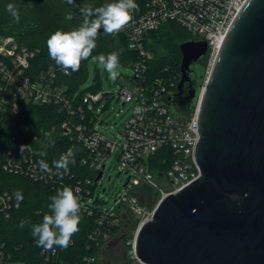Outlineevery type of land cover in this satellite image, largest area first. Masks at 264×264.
Instances as JSON below:
<instances>
[{
	"label": "built area",
	"instance_id": "1",
	"mask_svg": "<svg viewBox=\"0 0 264 264\" xmlns=\"http://www.w3.org/2000/svg\"><path fill=\"white\" fill-rule=\"evenodd\" d=\"M247 0H135L138 9L132 13V20L121 30L127 38V48L137 54L127 68L132 72L125 75L135 85L134 89H122L118 98L122 105L131 104V114L119 132V138L112 140L93 127L95 116L88 104H98L106 93L87 92L81 101L69 96L65 89L56 85L54 75L41 73L36 79L26 75L34 52L20 46L11 36H0V112L6 105L18 111V101L32 105H58L66 113L58 126H51L40 137L28 135L29 156L23 160L14 158V153L0 166L7 173L19 174L34 181L43 179L39 168L40 152L45 146L53 144L56 136L69 139L71 145L62 153L79 157L97 177L105 170L104 160L119 148L117 164L128 179L124 188L113 198L110 207L100 204L97 237H102L101 248L121 235V228L127 222L137 225L134 235L124 237L125 259L123 264H148L136 253V234L140 226L150 221L159 202L179 192L201 177V168L195 159V150L199 143L198 112L203 91L210 78L211 69L221 49L229 28L238 16ZM166 25H175L185 30L188 40L205 41L207 52L203 57L204 79L200 94L191 112L182 111L177 105L176 116L170 105L169 97L177 92L175 83L169 87L162 80L149 81L146 77L147 62L153 58V52L145 48L144 40L148 33ZM60 70L61 67L59 68ZM63 71V70H62ZM70 73V69L68 70ZM64 72V71H63ZM65 73V72H64ZM180 76V75H179ZM180 80V79H179ZM46 139L44 145L40 141ZM1 156V153H0ZM53 179L54 171L46 173ZM165 176L172 185L170 191L160 190L159 202L154 209L148 201L152 195L147 189L157 187L153 176ZM67 176V175H66ZM95 177V179H96ZM92 181L94 185L99 182ZM89 184L90 181L86 180ZM71 185L60 182L58 190ZM72 188V187H71ZM76 193L82 194L81 211L88 216L94 213L91 198L94 192L78 186ZM156 198V197H155ZM10 196L0 192V213L9 217ZM119 227L117 233L111 229ZM107 249V248H106ZM0 248V264H11ZM85 264H97V257H85Z\"/></svg>",
	"mask_w": 264,
	"mask_h": 264
},
{
	"label": "water",
	"instance_id": "2",
	"mask_svg": "<svg viewBox=\"0 0 264 264\" xmlns=\"http://www.w3.org/2000/svg\"><path fill=\"white\" fill-rule=\"evenodd\" d=\"M179 48L180 80L169 97L176 116L175 105L191 112L197 103L207 43ZM198 136L201 177L159 202L137 231V256L148 264H264V0H247L227 32L202 94Z\"/></svg>",
	"mask_w": 264,
	"mask_h": 264
},
{
	"label": "trees",
	"instance_id": "3",
	"mask_svg": "<svg viewBox=\"0 0 264 264\" xmlns=\"http://www.w3.org/2000/svg\"><path fill=\"white\" fill-rule=\"evenodd\" d=\"M111 2L114 0H74L73 4H68L67 0H0V36H11L20 46L35 53L26 70L28 77L36 79L41 73H53L55 84L64 88L69 96H76V99L81 101L87 92L100 91L96 82L89 91L79 92L80 85L87 78L88 64L92 57L115 52L121 65L127 68L129 62L136 59L137 54L127 48V38L121 31L108 35L101 28L96 39L97 46L91 56L81 62L79 71L70 70L69 74H65L50 58L47 39L57 30L68 32L78 28L84 20L80 11L82 7L90 6L95 9ZM9 3L17 7L20 13L19 22L6 11V5ZM69 14L72 19H65ZM189 38L185 30L175 25L163 26L146 35L145 48L154 54L147 62L146 77L149 81L160 79L168 87L170 83H178L182 59L179 45ZM18 103V111L6 105L0 112V166L8 156L11 157L10 152L14 153V158L21 160L29 157L26 150L24 153L20 152L21 145L31 143L28 135L40 137L51 126H58L66 116L58 105H32L25 101ZM70 145L69 139L55 136L53 144L41 149L40 160H45L55 173L52 161L59 159ZM76 156L70 159L73 161L69 164L70 171L63 179L55 174L53 179H50L44 173L43 179L34 181L19 174L4 172L0 167V192H6L11 203L8 218L0 213V248L8 261L21 264H85V257L98 258L102 253V237L96 236V232L101 230L98 226L99 208L95 206L92 207L94 213L91 216L80 211L79 231L73 235L67 249L57 247L54 251L45 252L36 246L32 236V226L41 223L43 216L50 212L48 205L51 203V196L58 191V183L71 185L75 194H78L75 186L80 187L83 193L86 189L93 193L96 185L92 181L96 176L83 166ZM17 190H20L24 197L19 208L15 206L14 193ZM81 195L78 194L79 202ZM95 203L99 205L100 201L96 200ZM21 223L24 224L22 228ZM118 230L119 227L115 226L111 233H117Z\"/></svg>",
	"mask_w": 264,
	"mask_h": 264
},
{
	"label": "clouds",
	"instance_id": "4",
	"mask_svg": "<svg viewBox=\"0 0 264 264\" xmlns=\"http://www.w3.org/2000/svg\"><path fill=\"white\" fill-rule=\"evenodd\" d=\"M73 4L74 0H67ZM138 9L135 0H114L100 7L93 9L90 6L82 7L81 14L84 16L83 23L72 31L57 30L47 39L48 54L56 65L61 67L65 74L79 71L81 62L87 60L96 48L98 30L103 29L105 34L113 35L119 33L132 20V13ZM6 11L15 19L20 20V13L17 7L11 3L6 5ZM71 20V14L65 17ZM99 64L108 73V78L115 82L121 75H131L129 68L121 65L118 55L113 52L107 55L101 54L98 57ZM30 150L29 145H21L20 152ZM71 152L60 155L59 159L52 161L56 169L54 173L60 179L70 171L69 164ZM39 168L43 173H51L52 168L45 160L39 161ZM43 178V177H41ZM14 197L16 207L24 197L20 190L15 191ZM51 203L48 205L50 212L43 216L42 222L32 226V236L38 248L45 252L54 251L55 248L67 249L70 246L72 237L79 231L78 225L81 222V204L79 196L71 187H63L55 195L51 196ZM20 227H24L21 223Z\"/></svg>",
	"mask_w": 264,
	"mask_h": 264
},
{
	"label": "rangeland",
	"instance_id": "5",
	"mask_svg": "<svg viewBox=\"0 0 264 264\" xmlns=\"http://www.w3.org/2000/svg\"><path fill=\"white\" fill-rule=\"evenodd\" d=\"M99 84L100 91L107 94L98 104L90 102L89 108L92 110L95 116L93 127L104 134L106 137L115 140L119 138V132L122 131L124 123L127 121L131 114V104L127 103L122 105V102L118 98V92L122 89H134V83L121 74L120 77L115 81H111L108 78V73L99 64L98 57H92L88 64L87 78L80 85L79 92L89 91L92 89L95 83ZM46 139L40 141L39 145H44ZM119 148L116 151L105 157L104 164L105 170L103 177L97 183L94 189V198H91V202L94 206L95 199L98 198L103 201L104 207H110L113 204V198L124 188V185L128 179V175L117 164V154ZM108 177L111 179L108 180ZM153 182L157 187L147 189L146 191L152 195L148 199L151 208L154 209L159 202L158 197L160 196V190L170 191L173 187L169 180L165 176H153ZM156 197V198H155ZM137 225H132L127 232V236L130 237L136 232ZM103 246L101 248V254L98 257L100 264H108L109 262L114 264L112 259V252L108 251ZM127 247H125V250ZM124 263V262H123ZM11 264H21L19 262H12Z\"/></svg>",
	"mask_w": 264,
	"mask_h": 264
},
{
	"label": "flooded vegetation",
	"instance_id": "6",
	"mask_svg": "<svg viewBox=\"0 0 264 264\" xmlns=\"http://www.w3.org/2000/svg\"><path fill=\"white\" fill-rule=\"evenodd\" d=\"M203 63H204L203 59L199 61V64L202 67H203ZM131 226H132L131 222L125 223L123 225V227L121 228V229H123V232L121 233V235L125 234V236H126L128 230L130 229ZM124 240H125V238L121 239L119 242L112 245L111 247H109V244L106 246L107 250L112 252V259H113L114 264H123V262H124L125 251H126L125 245H124ZM108 264H111V263L109 262Z\"/></svg>",
	"mask_w": 264,
	"mask_h": 264
}]
</instances>
